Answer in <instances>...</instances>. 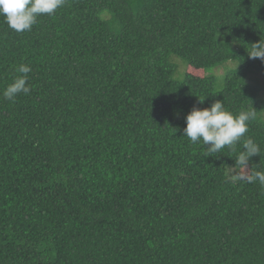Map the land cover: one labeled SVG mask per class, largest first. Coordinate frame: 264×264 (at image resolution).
I'll list each match as a JSON object with an SVG mask.
<instances>
[{"label": "trees", "instance_id": "obj_1", "mask_svg": "<svg viewBox=\"0 0 264 264\" xmlns=\"http://www.w3.org/2000/svg\"><path fill=\"white\" fill-rule=\"evenodd\" d=\"M261 39L264 0H66L22 33L0 16V264H264V186L230 179L242 142L206 156L183 132L194 106L254 110L264 170ZM20 64L31 91L4 99Z\"/></svg>", "mask_w": 264, "mask_h": 264}, {"label": "clouds", "instance_id": "obj_2", "mask_svg": "<svg viewBox=\"0 0 264 264\" xmlns=\"http://www.w3.org/2000/svg\"><path fill=\"white\" fill-rule=\"evenodd\" d=\"M66 4V0H0V16L7 26L17 33L30 31L43 15H54ZM253 59L264 60V40L253 44L249 51ZM31 66L20 64L15 71L17 75L11 84L3 90V98L14 101L23 93L29 94L31 88L27 83ZM204 100L200 99L203 103ZM256 118L254 110L241 111L235 114L229 111L223 100H216L210 107H193L186 116V127L183 132L192 144L202 143L207 146L206 156L221 153L226 147L235 148L242 142L243 151L236 158V163L245 169L244 175L230 177L233 183L246 181L258 182L264 186V170L253 169L249 166L252 157L262 153L261 146L253 139L245 138L249 131V122Z\"/></svg>", "mask_w": 264, "mask_h": 264}, {"label": "rangeland", "instance_id": "obj_3", "mask_svg": "<svg viewBox=\"0 0 264 264\" xmlns=\"http://www.w3.org/2000/svg\"><path fill=\"white\" fill-rule=\"evenodd\" d=\"M176 58V57H175ZM174 58V59H175ZM181 60V59H180ZM178 65V77H179V75H182V74H184V63H183V61H179V64H177ZM263 91H264V87H263ZM232 173H235L234 171H231Z\"/></svg>", "mask_w": 264, "mask_h": 264}]
</instances>
